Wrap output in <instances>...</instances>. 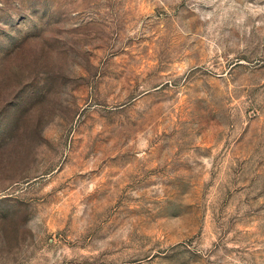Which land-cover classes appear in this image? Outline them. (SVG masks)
I'll return each mask as SVG.
<instances>
[{"label": "rangeland", "instance_id": "obj_1", "mask_svg": "<svg viewBox=\"0 0 264 264\" xmlns=\"http://www.w3.org/2000/svg\"><path fill=\"white\" fill-rule=\"evenodd\" d=\"M0 264H264V0H0Z\"/></svg>", "mask_w": 264, "mask_h": 264}]
</instances>
